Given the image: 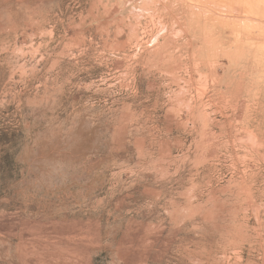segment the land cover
I'll use <instances>...</instances> for the list:
<instances>
[{"label":"rangeland","instance_id":"1","mask_svg":"<svg viewBox=\"0 0 264 264\" xmlns=\"http://www.w3.org/2000/svg\"><path fill=\"white\" fill-rule=\"evenodd\" d=\"M0 264H264V0H0Z\"/></svg>","mask_w":264,"mask_h":264}]
</instances>
